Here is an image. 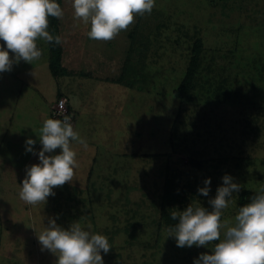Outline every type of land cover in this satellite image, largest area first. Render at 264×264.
<instances>
[{"label":"rangeland","instance_id":"obj_1","mask_svg":"<svg viewBox=\"0 0 264 264\" xmlns=\"http://www.w3.org/2000/svg\"><path fill=\"white\" fill-rule=\"evenodd\" d=\"M59 4L63 74L50 73L42 40L39 61L0 73V264H56L37 238L48 218L107 236L104 264H193L212 254L216 242L178 248L166 238L162 199L172 201L171 212L197 202L211 211L208 202L229 175L241 188L224 210L228 219L242 191L264 187V0H156L151 14L109 42L88 38L72 0ZM198 39L192 89L176 98ZM60 98L87 147L72 142L74 180L30 206L19 186L39 160L26 140L41 150L38 130ZM209 178L208 195H200Z\"/></svg>","mask_w":264,"mask_h":264},{"label":"clouds","instance_id":"obj_2","mask_svg":"<svg viewBox=\"0 0 264 264\" xmlns=\"http://www.w3.org/2000/svg\"><path fill=\"white\" fill-rule=\"evenodd\" d=\"M155 6L156 0H72L74 21L88 26L89 39L103 42L127 31L136 16L151 14ZM63 16L56 0H0V41L4 42L0 46V73L11 71L13 64L21 60L29 64L39 61L44 54L38 46L40 40L61 44L62 38L51 35L48 28L49 17ZM60 114L62 119H45L39 128L42 147L38 153L32 147L36 141L26 140V151L39 160L26 168L19 186V198L27 205H44L49 196L55 195L54 188L71 183L79 167L72 142L87 147L71 117L63 111ZM56 149L60 153L52 155ZM210 183V178L206 179L205 187L198 188V193L207 196ZM240 188L231 176L224 175L215 198L208 202L211 211L197 202L182 212H171V218L178 222L165 230L166 238H174L178 248L208 247L216 242L212 254H200L193 264H264V187L257 189L249 203L239 207L234 218H223L224 210L234 202L233 193ZM37 238L42 250L56 256V264H104L101 252L107 254L111 250L107 236L85 230L79 222L65 229L48 218Z\"/></svg>","mask_w":264,"mask_h":264},{"label":"trees","instance_id":"obj_3","mask_svg":"<svg viewBox=\"0 0 264 264\" xmlns=\"http://www.w3.org/2000/svg\"><path fill=\"white\" fill-rule=\"evenodd\" d=\"M56 2L59 4L60 0H56ZM55 24H56V18L49 17L48 31L53 36H57ZM48 47H49L50 54H51L49 63H48V68H49L50 73L53 76H58L60 74H63L62 70L60 69V64H59L60 63L59 45L53 42L51 44L48 43ZM201 47H202L201 41L199 39L196 40L192 46L191 56L189 59L188 66L185 70L184 76L179 86L173 92L176 98H179V99L184 98L192 89L193 80H194L195 74L198 69L199 54H200ZM66 105L69 110V113H72L69 107L70 104L67 102V100H66ZM71 123H72V120H71ZM254 195H255L254 192L247 191V190L242 191L237 200V208L239 209V207H242L245 204L249 203L250 197ZM171 202L172 201H170V199L169 200L166 198L162 199L160 218L164 224L163 226H165L166 228L170 226H174L178 222L171 218V211H170Z\"/></svg>","mask_w":264,"mask_h":264},{"label":"built area","instance_id":"obj_4","mask_svg":"<svg viewBox=\"0 0 264 264\" xmlns=\"http://www.w3.org/2000/svg\"><path fill=\"white\" fill-rule=\"evenodd\" d=\"M61 105H62V108H61ZM61 111H63L65 114L69 115L71 117V120H72L73 114L69 113L65 98H60L57 101H55V103L51 109L52 119H62L63 116L60 114Z\"/></svg>","mask_w":264,"mask_h":264},{"label":"crops","instance_id":"obj_5","mask_svg":"<svg viewBox=\"0 0 264 264\" xmlns=\"http://www.w3.org/2000/svg\"><path fill=\"white\" fill-rule=\"evenodd\" d=\"M78 124H80V121L77 122ZM89 127V126H88Z\"/></svg>","mask_w":264,"mask_h":264}]
</instances>
